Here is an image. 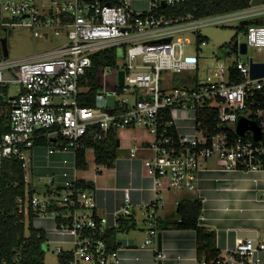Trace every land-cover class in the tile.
Masks as SVG:
<instances>
[{
    "label": "built area",
    "instance_id": "built-area-1",
    "mask_svg": "<svg viewBox=\"0 0 264 264\" xmlns=\"http://www.w3.org/2000/svg\"><path fill=\"white\" fill-rule=\"evenodd\" d=\"M190 1L153 0L147 11L137 12L129 0H0V29L23 25L37 37L53 33L66 39L28 58L0 60V118L7 119L8 127L0 137V168L5 161L21 162L27 191L17 199V210L27 230L32 223L46 236L44 245L55 243L57 264H122L124 251L145 248L152 249L155 263L161 264L167 259L160 243L162 188L196 193L201 163L211 158H218L225 169H264V75L252 76L253 64L264 65V2L203 18L164 13ZM234 22L246 36L239 51L245 44L243 54L249 58L221 64L217 81L199 82L200 55L209 42L200 30ZM111 51L115 64L95 65L99 54ZM93 69L97 95L94 106H83ZM110 74L118 81L109 93ZM177 74L183 82L175 85ZM12 86L20 87L18 94L11 92ZM109 95L114 102L97 108V97ZM242 118L256 124L260 140L252 130L238 134ZM129 128L149 133L150 142L130 147L129 155L135 159L141 149L151 152L142 167L154 195L136 209L132 185L121 188L123 203L102 214L97 181L90 176L105 177L103 172L111 173L116 165H98L95 149L87 147L85 138L101 140ZM44 140L48 144H42ZM39 148H46L51 169L47 177L33 172ZM81 149H86V170L77 165ZM89 154L97 166L92 175L87 174ZM34 177L40 183L47 180L44 193L34 186ZM82 183H93L94 188H83ZM114 231L118 236L113 246ZM137 232L144 235L141 244L120 237ZM64 243L72 248L64 249ZM197 264H264V236L239 241L226 256Z\"/></svg>",
    "mask_w": 264,
    "mask_h": 264
},
{
    "label": "crops",
    "instance_id": "crops-1",
    "mask_svg": "<svg viewBox=\"0 0 264 264\" xmlns=\"http://www.w3.org/2000/svg\"><path fill=\"white\" fill-rule=\"evenodd\" d=\"M129 2L135 11L145 12L153 0ZM117 134V161L115 169L111 171V178L100 177L95 180L90 176L91 180L97 181L95 184L102 214L113 212L123 203L121 188L132 185V199L136 209L154 195L150 189V180L142 167V161L151 157V152L141 149L135 159L129 155L130 147L150 142L148 131L144 128H129L118 131ZM42 149L46 151L45 148H40L34 153L35 176L51 171L47 167V153L44 154ZM43 157L44 163L41 164ZM197 186L196 193L174 192L167 188L160 190L163 202L160 243L167 254V259L161 264L198 263L196 232L176 226L180 220L177 208L184 200H199L203 203L200 225L216 232V246L220 256H226L239 241H256L264 236V169H225L218 158H211L201 163ZM52 226V222L48 221L47 227ZM142 235L135 233L131 238H136L138 244H141ZM122 258V264H156L154 252L150 248L124 251Z\"/></svg>",
    "mask_w": 264,
    "mask_h": 264
},
{
    "label": "trees",
    "instance_id": "trees-1",
    "mask_svg": "<svg viewBox=\"0 0 264 264\" xmlns=\"http://www.w3.org/2000/svg\"><path fill=\"white\" fill-rule=\"evenodd\" d=\"M119 0H102L108 4H116ZM253 0H191L190 2L173 8L164 9V13L175 18L193 16L203 18L210 15L233 12L247 8ZM0 56V60H1ZM115 52H105L96 58V66H108L115 64ZM95 69L87 76L91 90L87 94L86 103L83 106H94L97 95ZM8 131L7 119L0 118V137ZM87 147L94 148L96 152V163L108 168H114L117 161L118 134L113 131L108 137L96 140L92 136L85 138ZM42 144H48L43 141ZM77 165L80 170L88 169L86 161V149L78 151ZM25 171L21 162L14 160L5 161L0 168V264H45L46 252L43 246L46 236L33 228L26 232L25 217L17 210V199L26 194L24 183ZM83 188H94L93 183H82ZM34 192L32 185L29 193ZM203 212V203L199 200L181 201L177 208V215L181 221L176 226L180 229H191L197 235V257L198 261L206 260L214 262L220 251L216 246V232L208 227L200 225V217ZM117 231L110 233V238L115 241ZM114 246V245H113Z\"/></svg>",
    "mask_w": 264,
    "mask_h": 264
},
{
    "label": "rangeland",
    "instance_id": "rangeland-1",
    "mask_svg": "<svg viewBox=\"0 0 264 264\" xmlns=\"http://www.w3.org/2000/svg\"><path fill=\"white\" fill-rule=\"evenodd\" d=\"M239 26L237 22L232 23L226 27L221 26H207L203 27L200 30V35L208 39V45L203 48V51L200 55L201 65L199 70L196 72V76L198 73L199 82H211L217 81L221 78L220 76V65L228 66L232 64L236 60L246 61L250 54L244 55L243 52L239 51L238 45L239 43H245L246 36L239 34ZM7 39V47L9 51L8 57H5L2 50L1 39ZM65 36H55L51 33V37H37L35 36V31L31 28H28L23 25H15L7 28L6 31L0 29V56L2 59L14 61L21 60L24 58H28L30 56H34L45 52L47 50L53 49L59 44L65 41ZM253 58L258 60V55L255 53ZM195 80V79H194ZM108 87L106 91L109 93L115 89V83H117L118 78L115 75H109L107 78ZM182 81V77L180 74L175 75V79L173 84L178 85ZM18 86H12L11 92L14 94L19 93ZM104 93H107V92ZM115 98L113 96H108L104 98L103 96H98L96 99L97 108H105L106 106L111 105L114 102ZM40 149V148H39ZM46 149V148H45ZM45 154V150H41ZM39 152V151H38ZM41 164L44 163V157ZM89 163V171L87 174L92 175V173L96 169V164L94 163L93 157L91 154L88 156ZM49 171L47 170L41 176H49ZM105 178H111V173L105 170L103 172ZM38 178L34 177L33 184L34 186L41 192H45L47 189L45 184L47 180L40 183L37 182ZM112 186V184L110 185ZM28 233V231H27ZM140 233V232H137ZM131 233L129 235H122V239H128L133 235ZM144 235H142L143 238ZM49 244V245H48ZM43 246V250L46 252L45 264H57V256L52 252L55 246V243H48ZM64 249H71L72 245L68 243L60 244Z\"/></svg>",
    "mask_w": 264,
    "mask_h": 264
},
{
    "label": "water",
    "instance_id": "water-1",
    "mask_svg": "<svg viewBox=\"0 0 264 264\" xmlns=\"http://www.w3.org/2000/svg\"><path fill=\"white\" fill-rule=\"evenodd\" d=\"M264 0H253L252 4H258V3H263ZM163 7H165V4H162ZM1 43H2V50L3 53L5 55V57H8L9 55V51H8V47H7V39L6 38H2L1 39ZM242 48V52L246 53L247 52V47L245 44L241 45ZM264 75V65L263 64H253L252 66V76L253 77H260ZM121 79H123V75H121ZM248 130H252L254 132V138L256 140H260L261 138V134H260V130L259 128L256 126V124L254 122H249L247 119L242 118L241 121L238 124L237 127V132L239 135L243 136L245 134L246 131ZM119 145V142L117 143Z\"/></svg>",
    "mask_w": 264,
    "mask_h": 264
}]
</instances>
